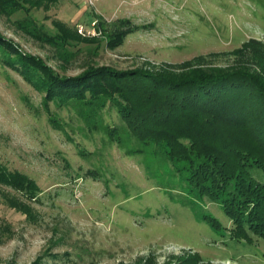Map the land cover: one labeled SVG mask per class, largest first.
I'll return each mask as SVG.
<instances>
[{
  "label": "rangeland",
  "instance_id": "obj_1",
  "mask_svg": "<svg viewBox=\"0 0 264 264\" xmlns=\"http://www.w3.org/2000/svg\"><path fill=\"white\" fill-rule=\"evenodd\" d=\"M118 20L137 31L112 47ZM0 32L60 78L241 68L242 47L264 44V0H0ZM2 55L0 162L37 191L0 185V264H264V238H235L189 164L137 141L114 103L48 100Z\"/></svg>",
  "mask_w": 264,
  "mask_h": 264
},
{
  "label": "trees",
  "instance_id": "obj_2",
  "mask_svg": "<svg viewBox=\"0 0 264 264\" xmlns=\"http://www.w3.org/2000/svg\"><path fill=\"white\" fill-rule=\"evenodd\" d=\"M20 1L49 8L59 0ZM55 25L70 32L62 22ZM136 31L129 20L116 21L110 45H123ZM241 51L251 58L241 68L189 71L185 64L178 72H151L98 67L60 78L0 32L3 59L46 99L114 103L137 141L155 143L168 159L189 164V184L205 200L221 204L235 224V238L249 240L250 234L264 238V44L251 39ZM0 185L26 194L37 191L33 180L1 162ZM215 221L209 219L214 226Z\"/></svg>",
  "mask_w": 264,
  "mask_h": 264
},
{
  "label": "built area",
  "instance_id": "obj_3",
  "mask_svg": "<svg viewBox=\"0 0 264 264\" xmlns=\"http://www.w3.org/2000/svg\"><path fill=\"white\" fill-rule=\"evenodd\" d=\"M81 30H82V28H81ZM81 30H80V31H81Z\"/></svg>",
  "mask_w": 264,
  "mask_h": 264
}]
</instances>
